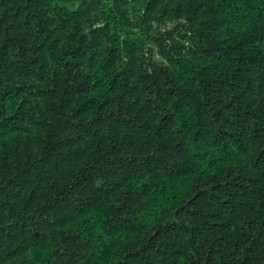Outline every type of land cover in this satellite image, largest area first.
Wrapping results in <instances>:
<instances>
[{"label": "trees", "instance_id": "16d2710c", "mask_svg": "<svg viewBox=\"0 0 264 264\" xmlns=\"http://www.w3.org/2000/svg\"><path fill=\"white\" fill-rule=\"evenodd\" d=\"M0 264H264V0H0Z\"/></svg>", "mask_w": 264, "mask_h": 264}, {"label": "rangeland", "instance_id": "374dc122", "mask_svg": "<svg viewBox=\"0 0 264 264\" xmlns=\"http://www.w3.org/2000/svg\"><path fill=\"white\" fill-rule=\"evenodd\" d=\"M128 8L130 9V12L133 13V15H136L138 9L136 4H129Z\"/></svg>", "mask_w": 264, "mask_h": 264}]
</instances>
